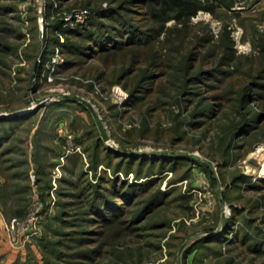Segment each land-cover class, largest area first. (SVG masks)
<instances>
[{
  "label": "rangeland",
  "instance_id": "374dc122",
  "mask_svg": "<svg viewBox=\"0 0 264 264\" xmlns=\"http://www.w3.org/2000/svg\"><path fill=\"white\" fill-rule=\"evenodd\" d=\"M86 1L69 0L62 7L57 0H0V35L8 46V53L0 55V117L9 118L14 112L33 108L31 115L15 127V138L5 145L10 150L3 155L7 163L0 165V188L8 183L28 186L22 204L12 197L11 204L4 207L0 199V214L4 217L0 220V264L36 263L43 256L45 259L53 246L46 250L39 239L47 232L51 217L64 209L74 210L73 206H61L73 198L57 195L59 180L77 182L75 188L66 187L77 192L85 180L96 182L105 168L110 178L120 176L132 183L152 180L139 196L143 204L157 190L164 197L132 231L119 226H99L94 230L82 247L94 252L98 249L99 253L87 264H264V253L234 248L232 242L224 239L225 235L218 238L233 207L243 211L228 226L229 231L259 229L264 234V190L246 188L244 181L233 182L239 174L252 182L264 178V91L259 93L262 96L254 97L249 107L254 115H263V121L240 139L233 138V131L242 111L239 98L246 78L242 74L229 86L224 80L217 83L211 79L215 84L211 87L201 81L189 89L195 96L185 93L179 98L186 73L175 75L176 70L159 69L156 71L161 75L144 82L152 90L146 89L141 99L128 103L130 95L124 84L130 88L138 84L142 75L138 74L147 64L145 53L127 75L124 70L132 52L82 57L76 64L61 67L67 55L59 45H53L52 38L58 36L63 42L64 35L47 30L45 25L57 18L62 27L74 28L92 14V8L109 6V0H90V7ZM83 9L89 14L82 22L64 26L65 18ZM166 24L172 26L174 19ZM199 25L209 27L214 38L225 26L231 28L237 53L249 58L258 56V46L264 44V0H238L231 10L219 8L213 14L199 11L189 27L174 34L169 44L168 54H177L175 50L181 47L184 56L179 69L185 67V57L192 48L187 41L192 39L194 43V33L202 34L195 29ZM146 57L149 60L151 55ZM249 63L243 59L244 73L249 71ZM205 81L209 82V78ZM201 96L214 102L212 96L223 100L203 123L196 124L201 118H193L191 111L201 106ZM96 141H100L98 151ZM106 151L114 159L112 165L121 158L125 163L130 160V165L114 173L104 162ZM96 154L99 163L94 166ZM6 164L12 167L8 173L1 168ZM151 165L153 172L146 175ZM41 166L46 167V172L38 174ZM137 170L142 176L138 179ZM10 174L15 177L7 178ZM48 179L51 187L43 190L42 184ZM36 198L44 212L40 235L23 250L12 251L5 222L24 217ZM135 205L130 201V215ZM21 207L23 213L18 214L16 210ZM49 227L55 229L57 225L51 223ZM64 227L68 231L74 229ZM82 227L93 226L85 223L76 228Z\"/></svg>",
  "mask_w": 264,
  "mask_h": 264
},
{
  "label": "trees",
  "instance_id": "16d2710c",
  "mask_svg": "<svg viewBox=\"0 0 264 264\" xmlns=\"http://www.w3.org/2000/svg\"><path fill=\"white\" fill-rule=\"evenodd\" d=\"M57 1L59 5L63 7L69 0ZM237 1L238 0H109V6L107 8H101V6L92 8L93 11H95H92V14L90 13L83 23L78 24L74 28L62 27L61 21L57 18L48 20L45 26L49 31H61L64 35L63 42H59L58 36L53 35L52 38L54 42L53 45H59L61 52L67 55L65 63L62 64L61 67L76 64L82 57L91 58L104 53L117 55L132 52L131 61L128 66H125L127 70H124L125 75H127L133 71V68L138 62H141V56L145 53L143 55H145V63L147 64L146 67L142 69V72L140 71L138 74H142L139 77L140 80L138 84L131 88L129 85L127 86L124 84V87L129 91L130 95L127 101L128 103H133L141 99L146 89L149 90V87L147 88L148 85L144 82L157 78L161 75V72L156 70L160 69L163 71V68L176 70L177 73H175V75H178L180 71L181 73H186L185 76L183 75L185 77L183 80L184 83L179 88V98H182L185 93H187L186 95H188V93L191 95L192 93L195 96V92L193 93V90L190 91L189 89L192 88L193 85L200 84L201 81H203L202 84L210 83L211 87L212 84L215 85L210 82L211 79H215L217 83L224 80L225 84L229 86L240 76L239 74L245 75L246 78L243 82L239 98L242 109L241 116L233 131V138L235 136V138L239 137L240 139L251 130L253 131L257 127V123L263 121V115L260 116V113L254 115L249 107L254 101V97L262 96L263 94L259 93L264 91V66H262L264 65V44L258 46V56L254 55L249 58V55L246 56L237 53L235 40L231 35V28L225 26L222 28L219 37L214 38L209 27L207 28L206 25H199L195 29L202 32V34L198 35L194 33L197 35L194 43H192V39L187 41L188 46L192 48L187 57H185L186 65L184 68L179 69V62L184 56L181 47L175 50L177 54H168L171 50L169 44L172 42L173 35L189 27L191 18L199 11H207L213 14L219 8L231 10ZM91 3L90 0H87L85 5L90 7L92 5ZM49 12L50 11H47V14H49ZM0 13H3V10H1ZM172 19H174V24L168 26L166 23ZM1 30L6 31L4 28H1ZM3 38L0 35V55L8 53V46L2 41ZM148 54L151 55L149 60L146 57ZM68 55H71V57L73 56V58H69ZM244 58L250 62V69L247 73L241 70ZM41 67L42 65L40 68H37L38 72ZM154 71H156V73H154ZM205 78H209V82H206ZM151 90L152 87L149 92ZM212 97L215 98V102L212 101V99L207 100L201 96L199 98L201 106L191 111L193 118H201L200 122L196 124L203 123L204 119L212 114L215 109L214 107L220 106L221 100L223 99L220 96ZM194 100L195 99H193V101ZM30 115L31 113L20 118L0 117V165L7 163L5 162L6 160L3 159V155L10 150H7L8 147L5 148V145L15 138L13 135L15 127ZM98 142L100 141H96L95 146L97 151ZM105 157L107 160H104V162L109 168H112L114 173H117L120 170L119 168H125L130 165V160L125 163V160L122 158L121 160L119 159L115 165H112L111 162L114 159L110 151H106ZM98 163L99 158L96 154L94 166ZM6 165L7 166H1V168L3 167V171L7 172L9 169H12V167H10L11 164ZM41 167L38 170V174L46 172V167ZM47 167H50V165ZM152 172L153 166L151 165L147 168L145 174L150 175ZM108 176L105 168L100 173V176H98L96 182L92 179L85 180L84 185L77 192H70V190L66 188L68 186L72 188H75V186L77 187V182L68 180L67 178H61L59 180L60 187L56 191L57 195L73 198L72 202H64L61 206H73L74 210L69 211L64 209L63 211L61 210L57 216L51 217L50 224L47 225V232L39 239V243L42 248L46 249L53 246V249L52 251H48L50 254H47L45 259L43 256L40 262L37 261L36 263L28 264L91 263L94 256H98V249L94 252L92 249L82 246L91 239V235H94L92 234L94 230L96 231L99 226L105 229L119 226L118 228H122L123 230L132 231L135 229L136 223L142 221L156 205L163 201L162 197H164V194L161 190H157L153 193L144 204L139 198L140 194L146 191L148 183L152 180L145 183H132L126 179H121L120 176L114 178ZM6 177L11 179L15 177V174H10ZM141 177V172L137 170L135 178L138 179ZM244 178L246 177L239 174L235 176L233 182L237 184V182L244 181L247 182L245 184L246 188L264 190V178L256 182L244 180ZM78 179H81V174L78 176ZM39 181L43 182L41 178ZM43 184V190L51 187L49 179L47 181L45 180ZM27 190L28 186L26 185L17 186L10 183H8V185H2L0 188V199L3 201V206L7 207V203L11 204L10 199L12 197L22 204L23 201H26L24 194ZM261 196L264 198V194ZM130 201L136 204L135 210L131 212V215ZM140 201L142 203H140ZM59 204L60 202H56V205ZM17 209L16 211L18 214L23 213L22 207ZM242 211L243 209L241 210L240 208H232L231 218L224 221L225 229L228 230L224 229V231L218 235V238L225 235L226 238L224 239L232 242L234 248L245 247L250 252L264 253V236L262 238L264 234L261 230L253 229L248 231L244 229V231L242 230L240 233L238 230H232V228L231 231H229L230 228H228V226L234 222L233 219ZM84 222L93 227L88 229L84 227L76 228L79 225L85 224ZM246 222H248V220ZM51 223H56L57 227L55 229H49ZM64 226L74 227V229L72 228V230L68 231ZM49 232H51V234ZM227 233L229 234L226 235ZM208 237L212 238V236ZM212 241L217 242L218 240ZM37 250L40 251L39 248H37ZM94 262L97 263L96 260H94Z\"/></svg>",
  "mask_w": 264,
  "mask_h": 264
},
{
  "label": "built area",
  "instance_id": "2783aa9c",
  "mask_svg": "<svg viewBox=\"0 0 264 264\" xmlns=\"http://www.w3.org/2000/svg\"><path fill=\"white\" fill-rule=\"evenodd\" d=\"M41 0V3H45ZM89 14L86 9L74 11L65 18L64 26L73 27L76 23L82 22ZM60 38L63 37L59 34ZM44 218L42 204L36 198L33 200L30 211L22 218L13 217L5 222V230L8 236L7 242L11 250H23L34 238L40 235V223Z\"/></svg>",
  "mask_w": 264,
  "mask_h": 264
},
{
  "label": "water",
  "instance_id": "95a60500",
  "mask_svg": "<svg viewBox=\"0 0 264 264\" xmlns=\"http://www.w3.org/2000/svg\"><path fill=\"white\" fill-rule=\"evenodd\" d=\"M32 111H33V108L29 109V110H21L18 112H14L9 116V118H11V117H23V116L27 115L28 113H31Z\"/></svg>",
  "mask_w": 264,
  "mask_h": 264
},
{
  "label": "crops",
  "instance_id": "0c3cea01",
  "mask_svg": "<svg viewBox=\"0 0 264 264\" xmlns=\"http://www.w3.org/2000/svg\"><path fill=\"white\" fill-rule=\"evenodd\" d=\"M1 215H2V214H0V220H3L4 217H3V215H2V216H1ZM0 222H1V221H0ZM6 245H7V244H6ZM6 245H5V246H6ZM10 250H11V249H10ZM12 251H14V250H12Z\"/></svg>",
  "mask_w": 264,
  "mask_h": 264
}]
</instances>
